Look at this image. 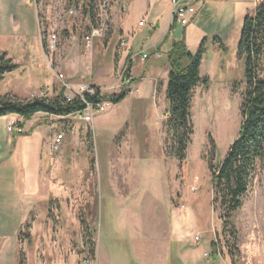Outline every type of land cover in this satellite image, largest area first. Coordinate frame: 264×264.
Instances as JSON below:
<instances>
[{
	"label": "rangeland",
	"instance_id": "obj_1",
	"mask_svg": "<svg viewBox=\"0 0 264 264\" xmlns=\"http://www.w3.org/2000/svg\"><path fill=\"white\" fill-rule=\"evenodd\" d=\"M0 2V53H7L19 66L0 83V96L20 101L54 99L63 89L55 74L62 75L71 88L89 84L108 91L116 86V74L124 64L119 67V25L140 29L138 23L145 19L149 6L150 19L156 17L161 26L169 21L168 0H109L108 32L87 48L83 38L95 23L102 0L95 1L93 19L85 14L83 0H31L29 5L24 0ZM72 9L76 16L69 14ZM29 16L33 19L27 23L24 38L19 35L20 26ZM53 34L57 43L52 53L46 48ZM232 57L231 51L224 57V64H230L224 78L214 70L209 84L192 94L193 135L180 169L167 150L165 94L158 85L147 96L148 92L133 84L132 74L137 77L144 70L136 57L129 83L122 87L128 96L95 116L92 124L76 117H50L55 129L42 170L44 203L29 217V228L25 224L19 230L15 215L12 219L11 235L19 230L16 264L20 256L23 264H131V230L143 228L135 232L142 231L149 239L160 237V222L173 224L172 214L183 213L181 222L190 224L191 212L199 226L210 223L218 255L227 264H264V172L258 171L234 216L236 243L212 208L208 161L214 153L218 164L236 139L246 90L243 61ZM152 62L149 58L143 66ZM258 77L264 80V59ZM42 118L46 116L33 120ZM58 136L62 138L57 144ZM4 233L0 230V235ZM191 246L201 260H207L203 240ZM90 249L95 250L94 260Z\"/></svg>",
	"mask_w": 264,
	"mask_h": 264
},
{
	"label": "crops",
	"instance_id": "obj_2",
	"mask_svg": "<svg viewBox=\"0 0 264 264\" xmlns=\"http://www.w3.org/2000/svg\"><path fill=\"white\" fill-rule=\"evenodd\" d=\"M171 1L169 3L168 0L167 25L161 26L156 17L150 19L152 9L149 6L145 12V19L141 21L147 22L146 18H148L147 24L153 25V29L141 30L140 27L134 31L132 28L122 26L123 24L118 28L119 41L124 39L127 44L126 49L119 52V67L133 52L135 54L143 52L148 56L143 62L136 59L140 67L144 69L142 73L138 71L137 77L132 74L133 63L131 68L133 84L140 91L148 92L147 96L149 92L156 91L158 85L163 93H166L169 75L167 55L173 42L183 41L187 52L193 55L202 41L206 40V53L201 62L200 77L211 79L213 76L210 73L218 69L216 76L220 75L219 77L224 78L227 69L230 68V64H224V57L231 51L232 60H238L237 46L244 19L247 15L253 16L257 3L264 0H196V2L179 0L181 6L192 5L195 13L186 26L174 24V28L170 30ZM29 2L31 0H24L25 5H29ZM0 4L3 3L0 2ZM30 19H33V16L22 19V26H20L22 34L19 33V35L24 38L27 35V23ZM214 38L222 43L227 53H223L215 45ZM210 52L212 55H209ZM149 58L153 59L152 64L148 67L143 66ZM91 81L94 85H98L97 79ZM146 81H148V89L143 88V83ZM18 91L25 92L21 89ZM42 115L37 114L23 123L24 135H11L7 132L9 122L16 116L0 118V230L5 232L0 235V264H16L18 231L27 223L37 207L44 203L42 170L50 154V144L53 143L52 133L55 128L50 118L33 120ZM46 119L53 123L35 127L37 122ZM13 215L16 217V226L19 229L16 235L10 233ZM172 217L173 224L160 222L162 224V232L158 231L160 237L157 235L149 239L142 235V231L141 234L135 232L143 228L130 231V248L134 258V263L131 262V264H227L219 255H211V243L215 238L210 223L205 222L199 226L200 222L196 221V216H192V212L187 217L191 221L190 224L181 222L183 213H173ZM200 240L204 241L203 257L207 259L206 261L201 260L196 247L191 246L195 244V241Z\"/></svg>",
	"mask_w": 264,
	"mask_h": 264
},
{
	"label": "trees",
	"instance_id": "obj_3",
	"mask_svg": "<svg viewBox=\"0 0 264 264\" xmlns=\"http://www.w3.org/2000/svg\"><path fill=\"white\" fill-rule=\"evenodd\" d=\"M85 14L94 17L96 0H83ZM172 22L170 30L174 28ZM90 29V28H89ZM89 31V30H88ZM166 39V38H165ZM206 40H203L195 54H189L183 41L173 42L167 55L169 75L165 100L167 103V119L164 128L168 137V153L178 162L179 169L186 158V150L193 135L191 123V102L194 90L209 84L208 78L200 77V66L206 53ZM213 42L223 52L227 49L214 38ZM42 47L46 46L43 43ZM237 59L243 61L246 90L240 106V127L234 142L229 146L225 156L214 163V153L208 161L213 194L212 208L219 213V220L224 227L230 228V239L236 243L233 219L242 208L249 191V186L259 170L264 172V80L258 77L260 64L264 59V1L257 3L253 16H246L243 22L240 40L237 46ZM7 53H0V83L5 76L18 69ZM131 65L129 66V70ZM64 89L52 100L34 98L20 101L7 96L0 97V118L16 116L22 124L37 114L50 117H62L64 120L83 110V103L75 99L66 102ZM128 94L121 91L115 95L87 97L89 103L109 100L113 105L122 102ZM48 119L39 121V125L53 123ZM23 127V125H21ZM24 135V132L19 134ZM26 228H29L26 224ZM27 240L29 234H25ZM92 245L90 240L87 242ZM94 245V244H93ZM232 255V251H229ZM219 250L215 241L211 243V255L217 256ZM94 260L95 250L90 249ZM20 256L19 263L23 264Z\"/></svg>",
	"mask_w": 264,
	"mask_h": 264
},
{
	"label": "built area",
	"instance_id": "obj_4",
	"mask_svg": "<svg viewBox=\"0 0 264 264\" xmlns=\"http://www.w3.org/2000/svg\"><path fill=\"white\" fill-rule=\"evenodd\" d=\"M35 1V0H33ZM103 2L100 4V10L98 11V15L95 19V23L90 26V29L88 33L84 36L83 40L87 48H90L93 41L96 39H101L105 37L106 33L108 32V23H109V14H110V4L109 0H102ZM191 2H196V0H189ZM179 0H172L171 6H172V12H171V20L172 22H175V24L179 26H186L189 22V19L193 16L195 13V9L192 5L187 6H181L179 5ZM69 14L72 16H76L77 12L75 9H72L69 11ZM139 27L148 26L150 29H153V25L147 24L146 21H141L139 24ZM56 43H57V37L56 35H51L49 40V47L46 48V50L50 52H54L56 49ZM126 42L124 39H121L118 44V51L121 52L126 49ZM140 58V60L143 62L145 61L148 56L147 54L140 52L137 55H129L125 61L123 66L119 70V74H116V77H118V80L116 81V86H112L108 91H102L98 90L92 85L89 84H83L80 85L78 88H71L70 86H67L63 82V76L60 74H55L57 81L62 84V87L64 89L63 97L65 98L66 102H71L75 99L80 100L84 108L82 111L77 112L72 115V117H76L78 120L85 124H92L95 116L98 114H103L109 107H111L113 104L109 100L100 101L96 103H89L86 98L87 97H95L98 96L99 98L105 96V95H115L119 94L123 90V86L129 83V73H131L133 58ZM131 65V68L129 70V66ZM58 119H63L62 117H55ZM18 120H15L14 118L9 122L7 126V132L9 134L13 135H19L24 132L23 127H21L22 119L17 117ZM61 136H58L56 138L55 143H59L61 140ZM198 240V238H196ZM88 264V263H86Z\"/></svg>",
	"mask_w": 264,
	"mask_h": 264
}]
</instances>
